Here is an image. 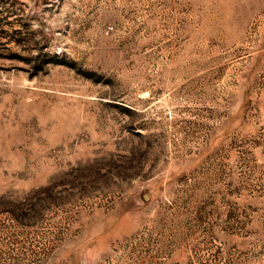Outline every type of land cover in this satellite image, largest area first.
<instances>
[{
  "label": "rangeland",
  "instance_id": "obj_1",
  "mask_svg": "<svg viewBox=\"0 0 264 264\" xmlns=\"http://www.w3.org/2000/svg\"><path fill=\"white\" fill-rule=\"evenodd\" d=\"M0 264H264V0H0Z\"/></svg>",
  "mask_w": 264,
  "mask_h": 264
},
{
  "label": "water",
  "instance_id": "obj_2",
  "mask_svg": "<svg viewBox=\"0 0 264 264\" xmlns=\"http://www.w3.org/2000/svg\"><path fill=\"white\" fill-rule=\"evenodd\" d=\"M142 198H143L144 201H146L148 196L146 194H143Z\"/></svg>",
  "mask_w": 264,
  "mask_h": 264
}]
</instances>
